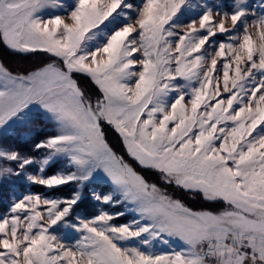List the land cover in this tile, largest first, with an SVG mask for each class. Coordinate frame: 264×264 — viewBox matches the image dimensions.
Segmentation results:
<instances>
[{
  "label": "snow or ice",
  "instance_id": "1",
  "mask_svg": "<svg viewBox=\"0 0 264 264\" xmlns=\"http://www.w3.org/2000/svg\"><path fill=\"white\" fill-rule=\"evenodd\" d=\"M0 264H264V0H0Z\"/></svg>",
  "mask_w": 264,
  "mask_h": 264
}]
</instances>
